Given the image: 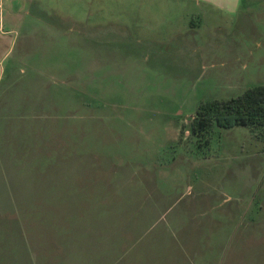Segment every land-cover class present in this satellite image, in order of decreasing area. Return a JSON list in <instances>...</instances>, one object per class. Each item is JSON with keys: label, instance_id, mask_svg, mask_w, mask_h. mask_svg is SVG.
Listing matches in <instances>:
<instances>
[{"label": "rangeland", "instance_id": "1", "mask_svg": "<svg viewBox=\"0 0 264 264\" xmlns=\"http://www.w3.org/2000/svg\"><path fill=\"white\" fill-rule=\"evenodd\" d=\"M40 1L0 89V264H264V128L192 133L264 85V0Z\"/></svg>", "mask_w": 264, "mask_h": 264}, {"label": "crops", "instance_id": "2", "mask_svg": "<svg viewBox=\"0 0 264 264\" xmlns=\"http://www.w3.org/2000/svg\"><path fill=\"white\" fill-rule=\"evenodd\" d=\"M185 4H191L195 7H212L214 9L221 10L227 14H236L240 7L242 0H180ZM43 8L40 0H0V89L5 80L6 65L11 59L12 55L18 47V41L21 36V32L25 33L23 36L36 37L38 33L26 30V22H39L44 18L40 17L39 11ZM25 22V23H24ZM24 29V30H23ZM49 37V36H48ZM23 52L31 49L30 44L27 42L22 45ZM9 90V89H8ZM6 100L0 99V116L5 114ZM4 101V102H1ZM6 103V104H5ZM3 170V166L0 161V173ZM4 171V170H3ZM1 181V179H0ZM11 192L1 191L0 198L11 197ZM2 211H8L7 202L5 206H0ZM4 207V208H3ZM187 248V251H185ZM197 248V247H196ZM195 246H192V250L186 245L178 246V261L183 264L186 260L194 259Z\"/></svg>", "mask_w": 264, "mask_h": 264}, {"label": "trees", "instance_id": "3", "mask_svg": "<svg viewBox=\"0 0 264 264\" xmlns=\"http://www.w3.org/2000/svg\"><path fill=\"white\" fill-rule=\"evenodd\" d=\"M214 125L224 129L264 128V85L231 100L202 104L192 119V133L202 134Z\"/></svg>", "mask_w": 264, "mask_h": 264}]
</instances>
